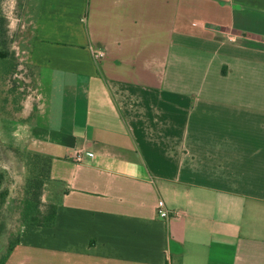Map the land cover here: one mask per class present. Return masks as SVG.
<instances>
[{
  "label": "crops",
  "instance_id": "0c3cea01",
  "mask_svg": "<svg viewBox=\"0 0 264 264\" xmlns=\"http://www.w3.org/2000/svg\"><path fill=\"white\" fill-rule=\"evenodd\" d=\"M25 7L22 146L56 218L4 264H264V0Z\"/></svg>",
  "mask_w": 264,
  "mask_h": 264
},
{
  "label": "rangeland",
  "instance_id": "374dc122",
  "mask_svg": "<svg viewBox=\"0 0 264 264\" xmlns=\"http://www.w3.org/2000/svg\"><path fill=\"white\" fill-rule=\"evenodd\" d=\"M27 0H0V16L6 20V58H0V264L22 224L24 188L32 172L33 152L22 146L25 132L20 128L25 102L35 93V76L25 62L23 41ZM40 208H44L41 204Z\"/></svg>",
  "mask_w": 264,
  "mask_h": 264
},
{
  "label": "trees",
  "instance_id": "16d2710c",
  "mask_svg": "<svg viewBox=\"0 0 264 264\" xmlns=\"http://www.w3.org/2000/svg\"><path fill=\"white\" fill-rule=\"evenodd\" d=\"M5 27L6 20L4 17L0 16V46H5ZM7 56V51H4L3 49L0 50V58H6ZM33 158V171L30 172V177L26 181L23 193L25 204L22 212V224L52 227L55 224L56 208L53 204L45 205L42 201L43 188L50 175L51 159L38 153H34ZM0 177L2 178L1 175ZM41 204L45 205L43 209L40 208ZM18 241L19 235H17L15 241L9 245L8 254L12 251Z\"/></svg>",
  "mask_w": 264,
  "mask_h": 264
},
{
  "label": "built area",
  "instance_id": "2783aa9c",
  "mask_svg": "<svg viewBox=\"0 0 264 264\" xmlns=\"http://www.w3.org/2000/svg\"><path fill=\"white\" fill-rule=\"evenodd\" d=\"M102 55L103 53L100 51L95 52L96 57H100ZM88 156L91 157V154H88ZM84 158H85V154L82 151H77L74 155V159L76 162H83ZM157 212L162 218L168 219L170 217V213L163 199H160L158 201Z\"/></svg>",
  "mask_w": 264,
  "mask_h": 264
},
{
  "label": "water",
  "instance_id": "95a60500",
  "mask_svg": "<svg viewBox=\"0 0 264 264\" xmlns=\"http://www.w3.org/2000/svg\"><path fill=\"white\" fill-rule=\"evenodd\" d=\"M0 182H1V177H0Z\"/></svg>",
  "mask_w": 264,
  "mask_h": 264
}]
</instances>
